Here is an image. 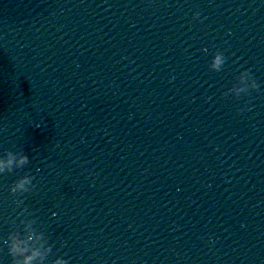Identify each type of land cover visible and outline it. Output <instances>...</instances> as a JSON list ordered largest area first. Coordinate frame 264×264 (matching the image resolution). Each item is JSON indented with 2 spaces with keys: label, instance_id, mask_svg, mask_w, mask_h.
<instances>
[{
  "label": "water",
  "instance_id": "obj_1",
  "mask_svg": "<svg viewBox=\"0 0 264 264\" xmlns=\"http://www.w3.org/2000/svg\"><path fill=\"white\" fill-rule=\"evenodd\" d=\"M9 151L0 264L29 222L45 264H264V0H0Z\"/></svg>",
  "mask_w": 264,
  "mask_h": 264
},
{
  "label": "clouds",
  "instance_id": "obj_2",
  "mask_svg": "<svg viewBox=\"0 0 264 264\" xmlns=\"http://www.w3.org/2000/svg\"><path fill=\"white\" fill-rule=\"evenodd\" d=\"M195 19H200V14L196 13ZM205 51H207L205 49ZM226 64V57L222 52H217L214 56V59L210 65V69L214 72H220L223 70ZM246 76H252L253 78V87L259 88V84L256 82L250 70L244 71L239 76V82H243ZM236 92V97L239 98L240 94L245 92L246 89L240 88L238 86H233V89ZM224 98L227 99L228 93L223 94ZM250 106H246L240 110V115H243L245 111H251ZM30 163V160L27 155L20 154L17 157V153L12 151L7 152L6 157L0 158V175L13 174L15 170L23 169ZM35 177L31 175H25L23 178L19 179L14 186L11 188V193L13 196H23L27 193H32L35 191L36 185L33 184ZM22 203V201H21ZM27 212V209L24 210ZM21 215H23V213ZM31 223L29 222L26 226L23 227V232L14 231L11 232L4 242L8 247V254L12 258V264H45V261L48 259V255L51 254L52 248L49 246L45 249V253H42L39 250L33 249L31 247V242L38 239L44 241V235L42 233L37 234L34 229L31 228ZM41 248H44L45 245L42 243ZM54 264H69L65 259H56Z\"/></svg>",
  "mask_w": 264,
  "mask_h": 264
}]
</instances>
